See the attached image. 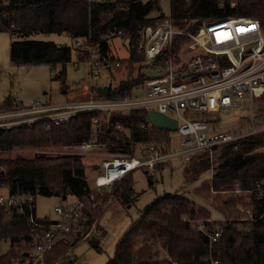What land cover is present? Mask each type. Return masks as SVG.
I'll return each mask as SVG.
<instances>
[{"label": "trees", "instance_id": "obj_1", "mask_svg": "<svg viewBox=\"0 0 264 264\" xmlns=\"http://www.w3.org/2000/svg\"><path fill=\"white\" fill-rule=\"evenodd\" d=\"M162 12L160 0H0V30L9 31V56L17 65L49 63L61 64L65 69L73 57L76 62L87 60L90 57L88 45L98 43L96 51L100 65L109 70H119L124 65L126 75L116 82L112 75L107 82L109 90L102 94L97 93L92 85L93 94L95 97H123L152 76L136 43L140 29L154 24ZM103 13H110L104 21L101 19ZM169 13L174 27L192 33L197 32L204 21L228 16L256 18L264 31V0H169ZM38 32H66L73 40L66 44L31 37ZM110 37H117L126 45V57L116 58L110 54ZM184 38L183 35L177 36L175 45L178 46ZM255 101L257 124H263V114L259 110L264 107V92ZM13 107L26 106L10 95L0 102V112ZM94 117L99 118L96 124ZM202 117L214 131H221L220 112L203 114ZM117 124L120 128L116 127ZM83 141L102 143L112 155L87 160V155L80 154H8L14 148L37 149ZM150 144L163 150L173 148L170 131L149 125L146 111L136 108L113 111L108 119L100 112L91 111L76 113L58 124L45 118L10 127L0 126V188L6 187L8 192L16 194L31 193L35 197L38 194L64 199L69 195L75 198L85 196L92 189L88 171L93 182L94 176L102 171L103 159L120 153L133 155ZM145 154L140 152V155ZM183 163L182 179L185 182H195L203 173L212 170L210 183L204 181L194 190L201 197L212 196L217 207L214 210L224 219L208 220L211 212L202 204L177 192H162L139 210L137 217L118 238L113 256L104 264H210L205 259L210 250L219 264H264V218H230L239 209L235 196L220 191L230 189L235 182H239L241 189H246L254 180L264 178L262 137L243 139L235 147L224 145L211 160L206 151L191 155ZM129 173L117 185L115 183L113 190L105 189L106 186L101 193L93 191V198L84 200L73 225L85 230L108 198L131 200L133 188ZM200 218L219 231L218 240L211 247L208 237L197 228ZM38 220L44 227L54 221L48 217H39ZM74 227L70 232L79 229ZM38 231L39 228L31 226L26 214L16 213L13 209L9 212L0 206V242L10 241L9 248L0 252V264H32V249ZM93 240L98 243L97 238ZM74 242L58 237L46 253L45 264L57 260Z\"/></svg>", "mask_w": 264, "mask_h": 264}, {"label": "built area", "instance_id": "obj_2", "mask_svg": "<svg viewBox=\"0 0 264 264\" xmlns=\"http://www.w3.org/2000/svg\"><path fill=\"white\" fill-rule=\"evenodd\" d=\"M179 35L185 38L176 46L175 38ZM96 46L98 43L88 45L91 58L85 60L89 66L90 81L98 77V68L101 66ZM136 46L138 51L143 52L152 72L150 78L139 84L146 86V91L123 97H95L89 88L92 87L90 83V86L85 85V91L89 94L85 99L60 106H45L38 100L29 107L36 112H44L45 118L53 124L67 121L72 115L81 112H104L108 119L113 111L136 108L144 109L147 114L149 110H156L177 121L174 131L181 136L178 148L163 150L150 144L138 149L134 155L120 153L103 159L102 171L94 176V187L89 193L66 206H55V212L62 217L46 227L36 215L35 195L8 191L4 195L0 194V206L9 212L13 209L16 213L26 214L31 226L39 228L32 249V264H45L47 251L60 235L71 230L81 213L84 200L93 198V191H100L128 172L136 168L154 171L167 162L187 160L193 154L211 151L215 147H235L239 141L253 136H260L264 140V124L258 125L254 114V102L264 92V31L256 18L228 16L207 20L197 32L192 33L174 27L170 13H163L154 24H147L140 29ZM241 105L248 112L250 126L246 130L214 131L202 117L203 114L233 110ZM93 122L98 123L99 118L94 117ZM116 127L120 128L118 124ZM102 145L83 141L74 143L72 148L73 153L83 155L94 152L96 147ZM141 151L146 154L140 155ZM244 192L249 193V219L264 218V178L254 180ZM197 228L208 237L210 247L218 240L219 231L203 221L197 224ZM205 259L210 264H219L211 250Z\"/></svg>", "mask_w": 264, "mask_h": 264}, {"label": "rangeland", "instance_id": "obj_3", "mask_svg": "<svg viewBox=\"0 0 264 264\" xmlns=\"http://www.w3.org/2000/svg\"><path fill=\"white\" fill-rule=\"evenodd\" d=\"M160 6L165 14H169V0H160ZM109 16L110 13L101 14L102 21L106 20ZM31 37L66 44H69L73 40V37L66 32H38L32 34ZM9 44V31L7 29L0 30V102L5 96L10 95L26 107L18 109L13 107L9 110L0 112V126L2 127H10L25 122L45 119L46 114L44 112H36L29 107L38 100L45 103V106L69 104L89 96L88 91H85L86 84L90 86L89 84L91 83L93 87L108 85L107 82L112 75L116 79L115 82L124 78L126 75L124 65L119 70L116 68H111L109 70L99 66L98 77L90 81L87 61L76 62L74 57L65 65V69H63L61 64H13L9 56ZM108 44L110 54H113L116 58L127 56L128 50L126 45L117 37H110ZM90 58L91 55L87 60ZM62 71L64 72L62 76H60ZM89 88L92 89V87ZM146 89L147 87L144 85H136L133 87L132 93L140 94L146 91ZM92 96H94L93 91ZM243 102L246 101L243 100ZM261 102H263V100L259 103ZM254 103L255 114L258 112V106H256V101ZM260 112L263 114L264 118V107H261L259 113ZM100 113L101 116H106L104 112ZM41 115L42 117H40ZM255 116L257 117L256 114ZM220 119L221 131L235 130L234 132H238L246 130L250 126L248 124V112L244 105L234 108L233 110L220 112ZM124 131H126V129H124ZM170 134L172 138V147L178 148L181 136L177 131H170ZM72 145L73 144L51 145L37 149L29 147L14 148L8 154L11 156L17 153L30 156L36 152H43L52 156L75 154L73 153L74 150ZM221 147L223 146H219L215 150L207 151L210 160L214 154L219 152ZM83 155H87V160H96L95 158L98 156H111L112 154L108 151L107 146L103 144L100 147H96L94 152L91 151ZM184 161L185 160H174L173 162H167L163 167H157L154 171H149L144 168H136L130 171L128 175L132 179L131 186L133 188L131 200L128 199V202H126L121 197H113L112 200L108 198L99 210L98 216L89 226L85 227V230H81V228L83 229L82 226L73 225L75 229L79 228L81 230L82 234H79L80 236L75 232L76 230L60 235L59 237L63 236V238L70 242L78 240L67 250L68 252L66 254H64V252L51 264H104L113 256L118 238L127 229L130 222L137 217L139 210L157 194L165 191L177 192L181 195L188 196L196 203L205 206L211 212L209 218H206L208 220L214 221L222 219L221 214L214 210L217 208L214 200H212L214 198H212V196L210 198L201 197L194 190L195 187L199 186L204 181L210 183L212 170L209 169L203 173L200 179L195 182H185L182 179ZM87 175L89 176L91 187L93 188L94 185L91 181V172L88 171ZM119 181L120 180L115 181L105 189L113 190L115 183L117 185ZM103 190L104 188L97 192L101 193ZM220 191L235 196L234 200L239 209L238 213L232 215L233 217L231 216L230 218L236 220H249V213L247 212V207L250 205L249 193L244 192V189L239 187V182H235L230 189ZM6 192V187L0 188V194L4 195ZM211 194H214V192H211ZM75 199L74 196L70 195L64 199L56 195L46 196L38 194L35 198L36 214L41 218L48 217L53 220L61 219L62 216L55 212V206H66V204L74 202ZM201 220L203 219L200 218L199 221ZM84 235L85 237H82ZM93 238H97L98 243L94 241ZM9 245V240L5 239L1 241L0 252H5L9 248Z\"/></svg>", "mask_w": 264, "mask_h": 264}, {"label": "water", "instance_id": "obj_4", "mask_svg": "<svg viewBox=\"0 0 264 264\" xmlns=\"http://www.w3.org/2000/svg\"><path fill=\"white\" fill-rule=\"evenodd\" d=\"M163 16V12L161 13ZM109 90V85H98L95 87V91L99 94L105 93ZM147 119L151 126L158 129H165L168 131H174L177 128V121L163 113L156 110H149L147 112Z\"/></svg>", "mask_w": 264, "mask_h": 264}, {"label": "crops", "instance_id": "obj_5", "mask_svg": "<svg viewBox=\"0 0 264 264\" xmlns=\"http://www.w3.org/2000/svg\"><path fill=\"white\" fill-rule=\"evenodd\" d=\"M36 215H37V214H36ZM37 216H38V215H37ZM76 232H77L78 235H79V233H80V235L82 234V233H81V230L79 231V229H78ZM67 252H68V251H66L64 254H66ZM59 260H60V259H59ZM59 260H58V261H59Z\"/></svg>", "mask_w": 264, "mask_h": 264}, {"label": "bare ground", "instance_id": "obj_6", "mask_svg": "<svg viewBox=\"0 0 264 264\" xmlns=\"http://www.w3.org/2000/svg\"><path fill=\"white\" fill-rule=\"evenodd\" d=\"M263 142V141H262Z\"/></svg>", "mask_w": 264, "mask_h": 264}]
</instances>
